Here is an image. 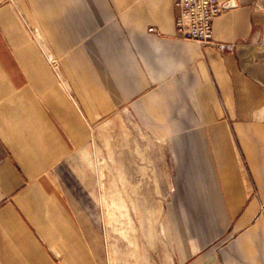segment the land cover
<instances>
[{"label":"crops","instance_id":"0c3cea01","mask_svg":"<svg viewBox=\"0 0 264 264\" xmlns=\"http://www.w3.org/2000/svg\"><path fill=\"white\" fill-rule=\"evenodd\" d=\"M220 1L202 46L173 0H0V264H102L59 167L119 112L170 156V264H264V0Z\"/></svg>","mask_w":264,"mask_h":264},{"label":"rangeland","instance_id":"374dc122","mask_svg":"<svg viewBox=\"0 0 264 264\" xmlns=\"http://www.w3.org/2000/svg\"><path fill=\"white\" fill-rule=\"evenodd\" d=\"M59 170L60 185L98 240L102 264H170L161 232L172 188L170 156L127 113L100 120L88 145Z\"/></svg>","mask_w":264,"mask_h":264},{"label":"built area","instance_id":"2783aa9c","mask_svg":"<svg viewBox=\"0 0 264 264\" xmlns=\"http://www.w3.org/2000/svg\"><path fill=\"white\" fill-rule=\"evenodd\" d=\"M173 4L178 10L176 31L179 36L202 46H213V22L224 10L221 1L173 0ZM149 32H155L154 28Z\"/></svg>","mask_w":264,"mask_h":264},{"label":"water","instance_id":"95a60500","mask_svg":"<svg viewBox=\"0 0 264 264\" xmlns=\"http://www.w3.org/2000/svg\"><path fill=\"white\" fill-rule=\"evenodd\" d=\"M234 5H235V3H234L233 1H231L229 4L225 5V6L223 7V9H224V8H227V7L234 6Z\"/></svg>","mask_w":264,"mask_h":264}]
</instances>
